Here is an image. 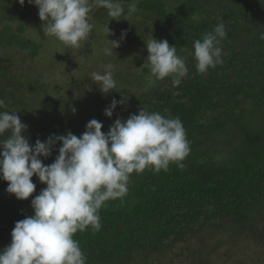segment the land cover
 I'll return each instance as SVG.
<instances>
[{"label": "trees", "instance_id": "obj_1", "mask_svg": "<svg viewBox=\"0 0 264 264\" xmlns=\"http://www.w3.org/2000/svg\"><path fill=\"white\" fill-rule=\"evenodd\" d=\"M120 2L125 14L136 5L128 21H111L106 9L93 7L92 32L72 49L44 34L38 9L27 0L23 6L0 0V111L18 112L33 145L68 131L79 137L92 119L106 133L141 107L182 121L190 142L185 167L133 173L127 195L101 208V229L74 236L86 264H172L169 253L195 259L222 249L227 256L250 252L258 261L256 252L264 251V0ZM219 23L227 31L223 63L200 74L193 42ZM108 28L115 35L108 37ZM122 32L121 46L106 55L107 38L119 40ZM152 37L167 40L185 60L188 74L179 84L151 74L145 42ZM108 63L117 87L104 95L91 73H103ZM121 95L126 102L106 117ZM59 147L42 162L53 163ZM33 183L34 197L46 185L35 176ZM6 189L0 180V250L11 243L15 223L33 215L32 197L20 201Z\"/></svg>", "mask_w": 264, "mask_h": 264}, {"label": "clouds", "instance_id": "obj_2", "mask_svg": "<svg viewBox=\"0 0 264 264\" xmlns=\"http://www.w3.org/2000/svg\"><path fill=\"white\" fill-rule=\"evenodd\" d=\"M21 6L25 0H18ZM38 9L42 30L66 47L79 49L92 32L90 23L93 7L107 10L112 20L128 21L136 12L135 3L125 8L120 0H27ZM109 35H115L107 29ZM127 33L119 40H109L106 55L121 46ZM227 36L224 23L193 42L191 55L196 70L206 74L209 68L223 63L220 42ZM264 38V37H262ZM151 74L157 80L173 76L174 84L188 74L185 60L177 54V47L167 40L151 38L145 42ZM114 65H104L103 73L92 72L91 79L99 91L107 95L117 87ZM116 92V91H115ZM128 98V97H127ZM127 98L112 99L104 110L108 118ZM4 102L0 100V109ZM75 113V108L71 109ZM102 122L92 119L79 137L68 131L66 135L39 138L31 144L24 135L28 126L21 122L18 112L0 111V180L7 182V193L17 200L30 197L33 215L15 223L11 243L0 250V264H86V257L77 233L102 227L100 210L110 200H118L128 193L130 176L146 169L167 171L170 164L184 168L183 161L190 154V142L179 118L149 112L144 108L127 120L117 118L102 131ZM57 144L58 155L46 165ZM46 187L33 197L36 184L33 177Z\"/></svg>", "mask_w": 264, "mask_h": 264}, {"label": "rangeland", "instance_id": "obj_3", "mask_svg": "<svg viewBox=\"0 0 264 264\" xmlns=\"http://www.w3.org/2000/svg\"><path fill=\"white\" fill-rule=\"evenodd\" d=\"M218 250V249H217ZM216 250V251H217ZM226 249L220 250L221 252L216 254H211L208 256L207 254H199V257L195 256V259L192 258H178L176 254L169 253L168 257L172 264H264V251L260 254L259 251L256 252L258 261H255L251 258L250 252L247 253L245 256L241 255L240 257L237 256L236 253L233 255H223ZM256 256V255H255ZM204 257H208L207 262L204 260ZM186 259V261H185ZM174 260V261H173ZM124 264V263H123Z\"/></svg>", "mask_w": 264, "mask_h": 264}]
</instances>
